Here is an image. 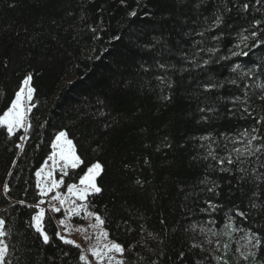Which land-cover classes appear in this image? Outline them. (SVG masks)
<instances>
[{
	"label": "trees",
	"instance_id": "1",
	"mask_svg": "<svg viewBox=\"0 0 264 264\" xmlns=\"http://www.w3.org/2000/svg\"><path fill=\"white\" fill-rule=\"evenodd\" d=\"M246 2L253 5L251 14L232 17L236 31L227 30L230 35L225 34L219 54H228V49L239 43L237 32L249 27L250 20L264 18L262 6L255 5V0ZM133 9L137 16L129 17L128 12ZM197 19L194 8L177 0H139V4L137 0H126V6L120 0H0V109L10 105L25 74H33L32 86L36 89V107L30 114L33 126L26 133L24 150L15 147V143H20L17 138L0 134V216L6 219L9 235L5 240L10 245L12 264H83L78 259L79 249L64 245L55 237L57 216L49 220L50 214H46L45 227L51 243L43 245L39 234L28 226L33 209L15 204L21 199L34 204L39 199L34 172L47 159L51 141L60 130H68L70 138L79 142L84 161L81 168L69 170L65 184L78 182L86 166L96 160L106 162L107 174L99 181L105 190L95 198V210L106 218L111 239L134 246L128 256L130 264H149L150 260H157V264H220L209 256L215 244L213 238L221 243L227 240L234 249L237 242L244 243V233H234L229 239L207 230L221 229L228 222L225 214L235 217L236 208L249 213L247 220L235 217L238 227L264 229V216L249 203L253 199L252 183H241L237 176L217 170L211 179L219 185V195L201 191L205 186L200 180L207 174L208 161L192 159L204 154L201 145L218 151L225 143L233 147L219 134L241 139L238 133L254 126L246 114L242 118L243 108H249L256 118L264 116V101L258 98L261 90L256 88L257 84H264V69L238 81L239 88L226 85L216 90L220 99L214 106L218 110L207 121L200 120L198 111V106H204V98L197 99L198 93L194 92L197 81L202 76L206 78L204 71L193 69L190 74L173 76L175 91L171 102L158 99L159 87L154 79L144 77L145 81L151 79L155 92L140 86L139 64H151L157 55L156 50H146L142 45L163 36L173 51L176 46L190 48V41L201 37L183 33L195 29ZM101 21L104 30L93 33L90 27ZM117 36L120 39L113 38ZM215 43L209 41L207 46ZM208 55L200 53L204 59ZM163 59L172 63L177 60L166 53ZM233 62L241 64L243 71L254 63L264 64V48L253 50L247 57H230L212 64L208 71L223 82L236 76L231 72ZM129 80L132 86L125 87L122 82ZM233 96L241 98L235 108L230 103ZM97 100H106L117 116L118 122L109 129L103 127V118L94 115L99 107ZM228 108H234L235 114ZM256 126L264 132V125ZM204 136L217 143L201 140ZM164 137L171 148L164 147ZM98 144L103 145L102 149L96 150ZM157 146L161 151H156ZM235 146L243 148L240 143ZM220 155L226 153L220 151ZM145 158L148 165L144 164ZM126 163L131 167L125 169ZM136 176L146 181L143 189L134 185ZM5 181L11 189L10 199L3 194ZM208 199L223 207L216 212H201V208H207L204 201ZM161 220L165 221L163 225ZM209 220L215 224H209ZM207 239L213 244L205 243ZM193 243L204 244L206 251L192 248ZM63 251L69 255L63 256ZM212 254L223 256L229 264H245L231 249Z\"/></svg>",
	"mask_w": 264,
	"mask_h": 264
},
{
	"label": "snow or ice",
	"instance_id": "2",
	"mask_svg": "<svg viewBox=\"0 0 264 264\" xmlns=\"http://www.w3.org/2000/svg\"><path fill=\"white\" fill-rule=\"evenodd\" d=\"M120 2L126 6V0H120ZM177 2L184 4L185 7L190 6L194 8L198 18L194 21L197 27L183 33V35L187 37L198 36L201 39H192L190 41V48L176 46L175 51H173L172 47H169V42L163 36L153 37L152 40L144 43L142 46L146 50H156L157 55L153 57L151 64L147 61L139 64L140 86L142 88L148 87L151 91L155 92L156 88L151 84V79H154L159 87L158 99L171 102L175 91L173 76L177 73L190 74L193 69L204 71L206 78L202 76L197 81L194 92L198 93L197 99L200 97L204 98V106H198V111L201 113L200 120L207 121L210 119V114L218 110L214 106V103L220 99L217 96L216 90L223 89L226 85H234L239 88L240 84L238 81L255 75L258 71L264 69V64L254 63L252 67L247 68V71H243L241 64L233 62L231 72L235 73L236 76L225 78L223 82L216 79L212 72L208 71V67L212 64H220L222 60H229L230 57H247L253 50L264 48V18L250 20L249 27L241 28L237 32L239 43L228 49V54H219L221 51L220 44L227 30L232 29V31H236L231 24L232 17L250 15L253 5L246 2V0H187V3H185V0H177ZM137 4H139V0H137ZM255 5H260L264 8V0H255ZM262 8H255L254 10L260 12ZM128 16L136 17L137 11L135 9L129 11ZM98 29L100 31L104 30L103 21L95 27H90L93 33H97ZM209 33L211 35H207ZM227 34L230 35V33ZM95 38L98 39L99 36L97 35ZM113 38L120 39L118 36ZM209 41H215L216 43L212 46H207ZM249 41L252 43H249ZM236 49L239 50L237 51ZM164 53L169 57L175 56L177 58L176 63L164 60ZM200 53L209 54L208 58L204 59L200 56ZM177 64L180 67H177ZM4 67H7L6 63ZM145 76L151 79L145 81ZM32 81L33 74L31 72L25 74L18 85V90L14 93V98L11 100L10 105L6 109H0V112H2L0 114V134H6L8 139L17 138L20 143H15V147L21 152L24 150L27 136L18 135V133L20 130L27 133L32 128L30 114L33 108L36 107L34 102L36 89L32 86ZM122 83H124L125 87L132 86L131 80ZM244 87L247 88L248 85L245 84ZM256 88L261 90L258 98L264 101V84H257ZM245 96H247V93H245ZM240 102V96H233L230 101L234 108ZM96 103L99 107L94 115L103 118L102 124L105 129L111 128L113 123L118 122L116 114L109 109L106 100H97ZM234 108H228V111L235 114ZM245 114L247 118H251L254 121V126L250 129L245 128L242 132L238 133L241 139L225 133L219 134L222 140H227L233 147L229 148L228 143H225L218 151L201 145V148L204 149V154L193 156L192 159L194 161H208L205 165L207 174L204 179L200 180V184L205 186L201 191L206 190L214 195H219L216 192L219 185L211 179V174L217 170L222 173L228 172L237 176L239 182L252 183L254 185L252 191L253 199L249 203L252 209H256L264 216V132H262L260 127L256 126L264 125V116L256 118L247 107L241 111L242 118L245 117ZM41 127L43 126L41 125ZM200 139H211L212 143H217L215 139L209 136H204ZM163 143L165 148L172 147L167 137H164ZM238 143L243 144V148L236 147L235 145ZM50 147L51 152L48 154L47 159L34 172L36 177L35 187L38 189L36 195L39 199L34 204H29L24 199L15 201V204L33 209L34 214L31 216L28 226L39 234L43 245H50L51 237L45 227L46 214L50 213L54 215L62 213L61 218L57 221L55 237L64 245H70L79 249V261L83 262V264H130L128 256L133 251L134 246H126L111 239L109 229L106 227V218L98 210H95V198L99 197L105 190L99 181L107 174L106 162L99 159L96 160L86 166V170L83 172V175L79 176L78 182L65 184L64 178L69 176V170H73L74 172V170L81 168L84 164L78 150L79 142L74 141V138H70L68 130H60L51 141ZM102 147L103 145L98 144L96 150H100ZM156 151H161L159 146L156 147ZM220 151H224L226 155L221 156ZM212 161L215 163L213 164ZM13 164H15V161H13ZM144 164H149L147 158L144 159ZM245 165H250V167H246ZM130 167L127 163L124 164L125 169ZM57 169L61 173L59 179L54 176ZM8 175H12L11 171H9ZM145 183L146 181L139 176L134 178V185L140 189L144 188ZM62 187H65L66 191H60ZM27 191V188H25V194H27ZM10 192L9 183L5 181L3 183V194L10 199ZM257 199L261 201L259 204L255 202ZM204 203L207 205V208H201L200 211L205 213L216 212L223 207L222 205L214 204L211 199L205 200ZM225 215L228 222L221 229L213 230L209 228L207 231L211 232L212 235L224 236L229 239L232 238L234 233L242 232L244 235L241 239H243L244 243L241 245L237 242V246L232 249L227 240L223 243L220 240H216L212 251H209V256H211L212 260L219 261L220 264H229L228 260L224 259L223 256L213 255L212 252L222 249L224 253H227L231 249L238 253L240 260L244 261L245 264H249V262L250 264H264V229L253 230L252 228L238 227L235 223V217L242 218V220L249 218V213L241 211L239 208L235 210V217ZM52 218V215L47 216L49 220ZM73 218H80L91 222L86 226L69 228L67 221ZM160 223L163 225L165 221L161 220ZM208 223L215 224V221L209 220ZM60 228L64 229L63 234ZM72 231L83 234V244L70 238ZM200 231L204 232V228L201 227ZM141 234H145V226L143 225L141 226ZM148 234L159 235L158 233L151 232ZM8 235L9 233L6 231V219L0 216V264H12L10 245L5 240V237ZM93 239L95 243H90ZM205 243L213 244V241L207 239ZM139 246L145 247V244H139ZM191 247L206 251L204 244L193 243ZM68 255V251H63V256L67 257ZM157 255L159 256L160 253H157ZM180 257H184L183 252L180 253ZM149 264H157V260H150ZM197 264H201V262L197 261Z\"/></svg>",
	"mask_w": 264,
	"mask_h": 264
},
{
	"label": "rangeland",
	"instance_id": "3",
	"mask_svg": "<svg viewBox=\"0 0 264 264\" xmlns=\"http://www.w3.org/2000/svg\"><path fill=\"white\" fill-rule=\"evenodd\" d=\"M20 131L23 133L22 135H26V133H24L23 130H20ZM49 163H51V162H49ZM45 171H47V169H45ZM59 173L60 172L57 169V171L54 173L55 178L59 179L58 178ZM60 191L64 192V191H66V188L62 187L60 189ZM45 199H47V198H45ZM50 215H52L53 218H55V216H57V219L55 218V223H56V227H57V221L61 218L62 213L61 214H54V215L50 214ZM90 222L91 221H89V220H84V219H80V218H73L72 220L67 221L69 228H75V227H79V226H86ZM60 231L62 232V234L64 233V229L63 228H60ZM82 236H83V234L75 232V231H72L70 238L76 240L77 242H81L83 244L84 242H83ZM213 239H214L213 241L215 242L216 238H213ZM90 243H95V240L93 239Z\"/></svg>",
	"mask_w": 264,
	"mask_h": 264
}]
</instances>
